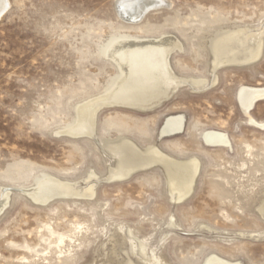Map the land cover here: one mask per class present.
Returning <instances> with one entry per match:
<instances>
[{
    "label": "rangeland",
    "instance_id": "1",
    "mask_svg": "<svg viewBox=\"0 0 264 264\" xmlns=\"http://www.w3.org/2000/svg\"><path fill=\"white\" fill-rule=\"evenodd\" d=\"M121 1L8 0L0 264H205L211 256L264 264V100L246 112L239 97L264 88V0H163L133 23ZM232 32L251 45L260 34L262 53L215 68L213 43ZM167 36L179 44L169 57L178 78L170 98L148 110L107 100L122 78L109 56L115 43ZM94 100L105 104L90 135L76 133L79 109ZM181 116L183 131L163 136L166 120ZM208 132L229 144L209 145ZM118 142L197 160L187 199L170 191L160 163L120 175ZM48 180L68 194L38 202Z\"/></svg>",
    "mask_w": 264,
    "mask_h": 264
},
{
    "label": "bare ground",
    "instance_id": "2",
    "mask_svg": "<svg viewBox=\"0 0 264 264\" xmlns=\"http://www.w3.org/2000/svg\"><path fill=\"white\" fill-rule=\"evenodd\" d=\"M164 4L165 2L163 0H122L120 2V14L123 18L128 21L130 20L133 23L140 20V18L149 12V10L151 11L152 8ZM7 6L8 0H0V18L3 16L2 14L7 9ZM238 32L223 35L213 43L212 48L214 52L215 68L220 67L224 63L226 65V62L234 64L242 61L250 62L251 60L260 57L262 53L260 34L254 36L256 44L251 45L248 44L250 41L247 42L245 37H242ZM178 46L179 44L177 40L169 36L158 40H125L115 43L109 56L112 57V61L114 60L115 63L119 65L122 72V78L121 80L119 79V84L116 83L118 87L112 92V94L108 95V98L106 97L107 100L110 101L116 99V101L123 102L130 107L147 109L159 103L163 98L167 96L169 97V95L178 87V82L176 80L178 78L173 74L169 63L171 53ZM198 84H201V82H196V85ZM239 97L243 109L247 112L252 109L256 102L264 100V88H243ZM104 104L105 101L103 100H94L91 102L89 101V103L84 106L82 105L78 113V126L74 131L78 134L87 133V130L94 126L96 113L102 105L104 106ZM112 105L114 104L112 103ZM183 128L184 120L182 116L171 117L164 123L163 128L161 129V134L163 136L175 135L182 132ZM88 134L90 135V133H87V135ZM205 141L213 146H226L229 144L230 140L228 141L227 136L223 133L208 132L205 135ZM119 144L120 145L115 148L117 156L119 157L120 163H118L120 164L121 171L119 172L117 168L115 171H118L120 175L122 174L123 176V174H128L131 171L133 172V170L160 163L169 174L170 191L173 194H176L178 200H183L190 194L196 175L198 174L199 162L197 160L178 162L165 156L156 149L152 151L149 150V153L144 154L131 142H121ZM113 154H115V152H113ZM60 182L58 184L49 180L46 183L44 182V186L36 194V196L40 198L38 199V202L41 199L47 201L48 198H51L52 196L54 197V195H67L68 189L63 185H60ZM61 184L63 183L61 182ZM205 264L238 263H230L217 256H211L207 259Z\"/></svg>",
    "mask_w": 264,
    "mask_h": 264
}]
</instances>
